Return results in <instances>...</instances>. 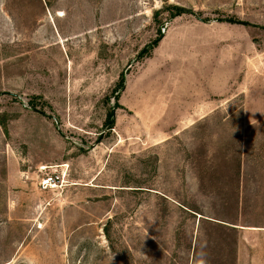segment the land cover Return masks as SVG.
Masks as SVG:
<instances>
[{
  "label": "rangeland",
  "instance_id": "rangeland-1",
  "mask_svg": "<svg viewBox=\"0 0 264 264\" xmlns=\"http://www.w3.org/2000/svg\"><path fill=\"white\" fill-rule=\"evenodd\" d=\"M0 264H264V0H0Z\"/></svg>",
  "mask_w": 264,
  "mask_h": 264
},
{
  "label": "built area",
  "instance_id": "built-area-1",
  "mask_svg": "<svg viewBox=\"0 0 264 264\" xmlns=\"http://www.w3.org/2000/svg\"><path fill=\"white\" fill-rule=\"evenodd\" d=\"M52 185H55V180L53 177L45 176L40 181V186L42 187V189L50 188L52 187Z\"/></svg>",
  "mask_w": 264,
  "mask_h": 264
},
{
  "label": "trees",
  "instance_id": "trees-1",
  "mask_svg": "<svg viewBox=\"0 0 264 264\" xmlns=\"http://www.w3.org/2000/svg\"><path fill=\"white\" fill-rule=\"evenodd\" d=\"M178 10V9H177ZM141 52H146V49H143ZM120 82L122 81V79L119 80ZM119 82V84H121ZM118 84V85H119ZM112 127V122H111V119H108V121L106 122V129L109 130L110 128Z\"/></svg>",
  "mask_w": 264,
  "mask_h": 264
},
{
  "label": "bare ground",
  "instance_id": "bare-ground-1",
  "mask_svg": "<svg viewBox=\"0 0 264 264\" xmlns=\"http://www.w3.org/2000/svg\"><path fill=\"white\" fill-rule=\"evenodd\" d=\"M59 15H61V12H59Z\"/></svg>",
  "mask_w": 264,
  "mask_h": 264
}]
</instances>
